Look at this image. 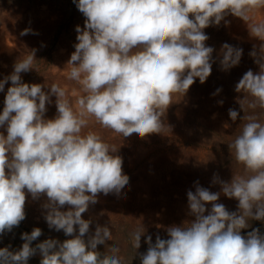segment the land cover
Instances as JSON below:
<instances>
[{"label": "clouds", "instance_id": "obj_1", "mask_svg": "<svg viewBox=\"0 0 264 264\" xmlns=\"http://www.w3.org/2000/svg\"><path fill=\"white\" fill-rule=\"evenodd\" d=\"M76 6L86 19L83 28L75 29L78 43L67 62V78L80 86L75 107L55 83L22 81L21 73L32 70L35 50L0 80V92L11 82L0 112V128L6 132H0V235L26 218L30 194L33 200L46 196L42 207L49 229L71 238H49L33 247L42 235L33 228L22 233L19 250L0 248V264H28L37 251L40 264H124L115 245L108 252L97 250L112 240L110 228L97 224L90 234L92 221L82 218L99 194L119 196L129 183L118 148L96 132H84L89 119L123 137L162 133V117L174 97L186 95L197 78L203 84L211 74L214 49L206 46L204 29L227 24L229 15L247 24L264 53V22H250L264 9V0H78ZM242 51L224 43L222 70L237 66ZM250 55L259 72L248 70L236 84V92L247 94L238 103L241 109L245 102L264 109V55L257 58L255 48ZM52 96L57 114L47 119ZM228 114L232 121L239 116L234 109ZM241 119L246 122L228 147L244 174L220 181L223 195L238 201V211L230 212L217 202L220 192L197 182L195 192H187L194 219L168 227V238L157 235L155 243L148 235L140 264H264V234L258 228L242 234L249 221H264V121ZM65 206L68 210H61ZM145 231L131 233L136 251Z\"/></svg>", "mask_w": 264, "mask_h": 264}, {"label": "bare ground", "instance_id": "obj_2", "mask_svg": "<svg viewBox=\"0 0 264 264\" xmlns=\"http://www.w3.org/2000/svg\"><path fill=\"white\" fill-rule=\"evenodd\" d=\"M59 1L22 0L21 2L19 1V6L14 5L7 9L1 7L0 80H3L13 72L14 64L18 59L25 58L33 50H35V53L38 51L41 39L40 32H42V36L46 33L49 35L48 31L52 29L51 26L53 27L52 24L58 16L56 11H59V6L57 5ZM26 7L30 9L29 12L26 11ZM85 19L83 17L82 21H78V24L75 22L77 25L73 24L71 35H68L72 36L71 40L66 38L60 39L59 45L61 49L57 53V57L63 63H59V60L55 62L54 65L56 67L53 72L32 71L21 73L24 83H47L48 85L55 83L64 88L74 107L76 98L81 94L80 86L67 78L69 69L67 62L75 51L74 45L78 43L75 29L77 26L83 28ZM225 20L228 21L227 24L225 21H221L218 26L212 25L204 29L205 34L209 37L205 42L206 46L214 49L210 76L203 84L197 78L186 95L174 97L173 103L162 117V122L165 124L162 133L149 134L143 138L137 134L123 137L111 130L102 128L94 119H89L88 127L84 129V132H96L102 136L105 142L118 148L116 154L123 160V173L129 177L128 185L125 186L119 196L113 193L105 196L101 193L98 195V202L90 205L88 211L82 214V218L92 221L90 227H96L99 224L101 226H108L111 229L113 222L120 223L122 221L121 218H125L129 224L128 226H130L129 228L137 225L153 228L157 223H163V226L170 225L169 221L174 219L172 217L178 216V213L185 212H188V215H183L185 217L184 220L191 222L193 216L190 215L188 204H185L184 200L187 197L188 191L195 192L198 181L191 182L189 179V182H185L187 181L185 177L183 175L180 176L172 168L179 167V165H188L189 167L196 163L199 171H202L201 163L206 161V157L199 148L201 143L198 146L195 141L191 150L182 146L181 142L190 140L188 137H191V135L195 136L199 132L208 135V140L210 141L215 142V139H222L223 137L231 143L239 134L242 125L246 122L241 117L255 116L257 119L264 121V109L250 108L247 102L243 104V108L241 109L238 101L247 94L235 91L236 84L248 70H252L254 73L259 72V66L250 55V52L255 48L258 52L257 58L264 55V53L259 52L261 42L250 36L247 24L241 19L229 15ZM250 22H264V9L257 11ZM26 29L29 30L28 34L21 35ZM224 43L243 50L239 64L227 71L222 70L220 64V60L222 59L220 53ZM10 86L11 82L9 81L5 84L4 91L0 92V112L3 110L4 98L7 88ZM217 89H221V91L213 95ZM44 90L47 92L49 88H45ZM55 99L56 97L52 96V103L46 105L45 118L47 119H52L57 114ZM248 99L250 100L251 98L249 97ZM220 101H223V103H219ZM229 109L239 112L236 121L231 120L228 114ZM192 123H195L194 128L185 127V125ZM166 131H170L171 136L175 137L174 140H178L180 144L174 143L173 147L168 146V143L172 141L167 142L165 140L168 136ZM0 132H4L6 135L3 128H0ZM199 138L197 137L196 139ZM236 164L238 163L233 157V162L230 160L226 167L223 165L220 169L217 167L204 168L205 179H201L198 182L199 186L211 192H220V198L217 202L221 203L223 199L232 201L233 208H237L238 201L223 195L220 181L230 182L236 170L241 171V175L244 174L243 166L238 164L239 167L236 169ZM214 178L216 182H214ZM46 200V196L43 195L33 200L31 195L28 194L25 208L33 216L45 219L46 210L42 205ZM206 208L210 211L211 204H207ZM139 209L143 215L137 214ZM61 210L66 211L68 208L65 206ZM115 224L114 226H116Z\"/></svg>", "mask_w": 264, "mask_h": 264}, {"label": "rangeland", "instance_id": "obj_3", "mask_svg": "<svg viewBox=\"0 0 264 264\" xmlns=\"http://www.w3.org/2000/svg\"><path fill=\"white\" fill-rule=\"evenodd\" d=\"M19 1L21 2L22 0H0V9H1V7H4L5 9H7L8 7L10 8L14 5L19 6V3H20ZM61 1H63V2H61ZM77 3H78V0H76V2H74V0H60L59 1V3L57 4L59 6L58 7L59 11H56L58 16L55 19L54 23L52 24L53 27L51 26L52 29H50V31H48L49 35L46 33L45 35L42 36V32H40V34H41V36H40L41 39L39 41L40 47L38 48V51L35 53V59L36 60L33 63L32 70H30L28 72H32V71L33 72H53L55 67H56V65H54L55 62H57L59 60V63H63V61L57 57V53L61 49V46L59 45V43L61 42V40L65 39V38L68 40H71L72 36H68V35L69 34L71 35V31H72L71 28H72L73 24L74 25L76 23L78 24V21L79 22L82 21V19L84 17L83 15H81L82 13L78 10V8L76 6ZM54 7H55V5H54ZM29 10L30 9L28 7H26V11L29 12ZM59 15H60V17H59ZM59 46H60V48H59ZM36 69H37V71H36ZM194 124L195 123L188 124V125H185V127L194 128V126H195ZM195 131H197V130L195 129ZM169 132L170 131H166L168 136H167V138H165V140L167 142H170V141H172V142L168 143V146L173 147L174 143L180 144V142L178 140H176V141L174 140L175 137H172L171 133H169ZM197 137L198 138L200 137V138L196 139ZM208 137L209 136L206 135L205 133L201 134V133L197 132L195 136L191 135V137H188L190 140H186L185 142H181L182 146H184L188 149L190 148L191 150L193 149L195 141H196V144L198 146L201 143L199 148L201 149V152H203L205 154V157H206V161L201 163V168L203 169L202 171H199V169L197 167L198 165L196 163L193 164V166H189V167H188V165H186V166L179 165V167L176 166L177 169L172 168L173 170H176L180 176L183 175L185 177V180H187L185 182H189V181L200 182L201 179H205L204 178L205 174L203 173L205 170L204 168L207 169L208 167H210V168L217 167L220 169L223 165L226 167L229 164L230 160L233 162L234 156L231 154V149L228 148V145L230 142L226 141V139L223 137H222V139L221 138L215 139L216 141L214 142V141L208 140ZM214 154H215V156H214ZM213 162H215V163H213ZM205 164L206 165L208 164V165L206 166ZM214 164H216V165H214ZM235 166H236V169L239 167L238 164H236ZM238 174L241 175L242 172L236 170L235 175H238ZM193 175H195V176H193ZM196 175H199V176H196ZM206 176H207V174H206ZM174 198L176 199V197H174ZM220 201H221V199H220ZM184 203L188 204L187 197L185 198ZM221 203L224 204L225 207L230 212L238 211V208L232 207V205H233L232 201L223 199L221 201ZM140 209L137 211V214L143 215V213L141 212ZM25 212H26V218L19 224L18 227H14L11 232L6 231L2 235H0V248L9 247V249L11 251L19 250L20 247L22 246V244L24 243V241L21 239L22 233H25V232L31 233L33 228H36V227H39L42 230V235L36 241H33V244H32L33 247H35L36 244L41 243L44 240L49 239V238L57 239L61 242L64 241L65 239L71 238V237L65 236L63 231L57 232L54 229H49L45 219H42V218L40 219L39 217L33 216V214H31L29 212V210H27L26 208H25ZM123 214H125V213H123ZM185 214L188 215V212L178 213V216L176 215L175 217H172L174 219L172 221H169L170 225L163 226V223L162 224L160 223L161 225L157 223L153 228L150 226H144V225L135 226L137 229L144 227L146 230L145 234L141 237V246L137 251L132 246V240H131V233L137 229L135 227L129 228L130 226H128L129 224L127 223L126 219L121 218L122 221L120 223L113 222L114 224L116 223L115 225L117 227L114 226V224L112 223L111 229L113 231L110 229L111 233H112V240L106 241L105 245H98L97 250L102 252V253L108 252L109 246L115 245L119 249L118 255L123 259L124 264H140L139 254L145 253L147 251V247H148V245L145 243L146 237L148 235H151L152 239H153V243H155V239H156L157 235H159L161 238H164V239L168 238L167 237V231H166L168 226L170 227V226L176 225L177 223H178L177 226H180V225H183L184 223L188 222V221L184 220L185 217L183 215H185ZM125 216H126V214H125ZM192 219H194V217ZM175 221H176V223H175ZM189 221H191V220H189ZM171 222H172V224H171ZM249 224H250V227L248 229L242 230L243 235H246L248 231H251L254 228H258L260 233L264 234V221L251 220V221H249ZM90 228H91L90 229V234H91L95 230L94 229L95 226H91ZM113 237H114V239H113ZM41 259H42V257L40 255L39 251H37V253L28 260V264H40Z\"/></svg>", "mask_w": 264, "mask_h": 264}]
</instances>
